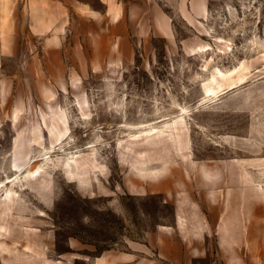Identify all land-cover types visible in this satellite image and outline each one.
<instances>
[{
  "label": "rangeland",
  "instance_id": "374dc122",
  "mask_svg": "<svg viewBox=\"0 0 264 264\" xmlns=\"http://www.w3.org/2000/svg\"><path fill=\"white\" fill-rule=\"evenodd\" d=\"M47 2L0 0V264H264V0Z\"/></svg>",
  "mask_w": 264,
  "mask_h": 264
},
{
  "label": "crops",
  "instance_id": "0c3cea01",
  "mask_svg": "<svg viewBox=\"0 0 264 264\" xmlns=\"http://www.w3.org/2000/svg\"><path fill=\"white\" fill-rule=\"evenodd\" d=\"M50 1L52 4V8H56L61 10L62 12H65L68 10V6L66 4V1L68 0H28V8H29V16H30V28L32 32L36 34H43L45 32L53 31V29L57 26L59 15L57 12L52 13L51 18H42L43 12L41 10H45L46 6L49 5ZM106 5V12H100L96 9H93L91 7H88L86 3L83 2H77L74 4V10L76 11V14L80 16L81 18H86L88 21V30L86 31L89 36H92L95 39V32H97V29L100 27L99 23V16L103 15H114L117 8H114V3L116 0H101ZM46 5V6H45ZM118 5V4H117ZM34 10H37L35 12ZM121 11L118 12L117 16L114 17V25L112 29H110V33L114 35V37L118 34L116 28H117V22L120 21L121 18ZM69 20L70 16L67 15ZM98 23V24H97ZM96 264H103L101 261H98Z\"/></svg>",
  "mask_w": 264,
  "mask_h": 264
},
{
  "label": "bare ground",
  "instance_id": "6f19581e",
  "mask_svg": "<svg viewBox=\"0 0 264 264\" xmlns=\"http://www.w3.org/2000/svg\"><path fill=\"white\" fill-rule=\"evenodd\" d=\"M248 67V66H247ZM234 71V70H233ZM233 71L232 70H229V71H227V72H225V71H223L222 69H220V68H218L217 69V73H216V75H213V77H212V80L214 81L213 83H216V84H218V86H215V85H208V86H206V88H205V92H206V97H209V96H215L216 94H217V92L219 91V87H220V82L218 81V78L219 77H222V78H224V77H228L230 74H232L233 73ZM245 73V72H244ZM245 75V74H244ZM246 76V75H245ZM239 78H240V76H239ZM243 79H244V77L243 78H241L240 80H241V82L243 81ZM246 81V80H245ZM234 82V81H233ZM240 83V82H239ZM237 84H238V82H237ZM237 84H235V83H232V84H230L228 87H235V86H237ZM183 112H188V109L187 108H184L183 107ZM185 115V114H184ZM152 128V127H151ZM61 135H59V137H60ZM62 138H63V136H62ZM51 147H54V145H52ZM48 149V148H47ZM70 163V162H69ZM71 166V165H70ZM73 166V165H72ZM17 169V168H16ZM19 170V169H18ZM18 172V171H17ZM14 180V179H13ZM261 210V209H260ZM264 212V211H263Z\"/></svg>",
  "mask_w": 264,
  "mask_h": 264
}]
</instances>
